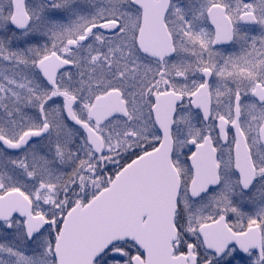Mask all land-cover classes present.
<instances>
[{"label":"snow or ice","instance_id":"obj_1","mask_svg":"<svg viewBox=\"0 0 264 264\" xmlns=\"http://www.w3.org/2000/svg\"><path fill=\"white\" fill-rule=\"evenodd\" d=\"M0 264H264V0H0Z\"/></svg>","mask_w":264,"mask_h":264}]
</instances>
